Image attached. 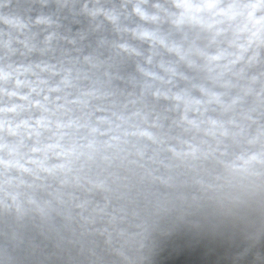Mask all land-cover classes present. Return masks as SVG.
Here are the masks:
<instances>
[{
    "label": "clouds",
    "instance_id": "1",
    "mask_svg": "<svg viewBox=\"0 0 264 264\" xmlns=\"http://www.w3.org/2000/svg\"><path fill=\"white\" fill-rule=\"evenodd\" d=\"M0 264H264V0H0Z\"/></svg>",
    "mask_w": 264,
    "mask_h": 264
}]
</instances>
